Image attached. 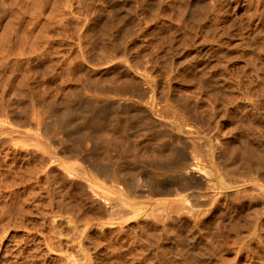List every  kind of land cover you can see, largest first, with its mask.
<instances>
[{"label": "rangeland", "instance_id": "rangeland-1", "mask_svg": "<svg viewBox=\"0 0 264 264\" xmlns=\"http://www.w3.org/2000/svg\"><path fill=\"white\" fill-rule=\"evenodd\" d=\"M173 119L223 189L173 190L144 137ZM226 142L264 148V0H0V264H264V179Z\"/></svg>", "mask_w": 264, "mask_h": 264}, {"label": "bare ground", "instance_id": "bare-ground-1", "mask_svg": "<svg viewBox=\"0 0 264 264\" xmlns=\"http://www.w3.org/2000/svg\"><path fill=\"white\" fill-rule=\"evenodd\" d=\"M123 82H125V81H123ZM131 84H133V83H131ZM119 87V86H118ZM121 88V87H120ZM135 90H137V89H135ZM141 90V89H140ZM142 91V90H141ZM132 92V91H131ZM137 92V91H136ZM144 92V91H143ZM122 93V92H121ZM133 93H134V91H133ZM132 93V94H133ZM138 93V92H137ZM116 94V93H115ZM126 94V93H125ZM128 94V93H127ZM130 94V93H129ZM142 94V93H141ZM112 95V94H111ZM133 95H135V94H133ZM119 96V95H118ZM122 96V95H121ZM124 96H126V95H124ZM130 96H131V94H130ZM130 96H129V98H130ZM136 96V95H135ZM107 97V96H106ZM128 97H116L115 96V98H113L112 97V101H111V104H112V102L113 103H115V105L113 106V107H115L116 105H117V107L118 106H123L124 104L126 105L127 104V106H129L128 104L129 103H131L132 102V104H137L136 102H133V101H131V99H129ZM135 99H137L136 97H134ZM169 99V98H168ZM128 100V101H127ZM132 100H133V98H132ZM171 100H173V102H174V97L172 98L171 97ZM130 101V102H129ZM138 101V100H137ZM107 102H109V101H107ZM128 102V103H127ZM183 102V101H182ZM97 104V103H96ZM110 104V105H111ZM146 104V103H145ZM84 105V104H83ZM93 105V104H92ZM92 105L90 104L89 105V107L91 106L92 107ZM100 105V104H99ZM124 105V106H125ZM69 106L70 105H67V107L64 109V110H61V112L59 113V115H58V117H59V119H58V121H56L57 122V126H54L55 128H56V130L57 129H64L65 131H67L68 133H70V134H72L73 136H75L76 134H78L79 132H78V127L79 126H77L76 125V122H74V120H72L73 119V116L74 115H72V112L70 111V109H73V106L69 109ZM102 106V105H101ZM100 106V107H101ZM83 108L85 109V107L83 106ZM93 108V107H92ZM94 108H95V106H94ZM98 108V107H97ZM96 108V109H97ZM103 108V107H102ZM119 108V107H118ZM61 109V108H60ZM105 109V108H104ZM114 109V108H113ZM124 109V108H123ZM134 109V108H133ZM186 109V108H185ZM53 110V109H52ZM115 110V109H114ZM119 110V109H118ZM120 110H122V107H121V109ZM125 111L126 110H128L127 109V107L124 109ZM85 111V110H84ZM52 112V111H51ZM113 112V111H112ZM118 112V111H117ZM138 112V111H137ZM74 113V112H73ZM88 113V115H89V112H87ZM86 113V114H87ZM91 113V112H90ZM53 114V113H52ZM114 114V113H113ZM129 114V113H128ZM134 115V114H133ZM144 115V114H143ZM154 115V114H153ZM91 116V115H90ZM128 116V115H127ZM137 116V115H136ZM185 116V115H184ZM84 117H86V116H84ZM183 117V116H182ZM79 118V117H78ZM78 118H76L75 117V119H76V121H78ZM80 118H83V117H80ZM79 118V119H80ZM123 118L124 117H122V120H123ZM89 119V118H88ZM90 119H92V118H90ZM96 119V118H95ZM148 119H150V118H148ZM152 119V118H151ZM82 120H84V119H82ZM94 120V119H93ZM140 120V119H139ZM87 121V120H86ZM85 121V122H86ZM82 123H83V121H81ZM79 123V121H78V124H81V126H83L84 124H85V122L82 124V123ZM90 123H91V130H90V132L88 133V135L86 134V136H88L93 142V144L92 145H94V146H97V148H101V152H103L104 154H109V153H106V151H107V149H108V151L107 152H109V150H111V149H109V148H111V147H109L110 145L112 146V144L114 143V145H115V143L116 142H118V141H114L113 140V138H114V135H113V137L110 135V131L111 130H107V129H105L104 127V125H102V123L101 122H99L98 120H96V121H89ZM179 122V121H178ZM175 119H173V123H172V127H171V130H172V134L171 135H169V138H166L165 137V132H163V135H162V133L160 134V130L157 132V131H152L151 130V132L150 133H145L146 135L144 136L146 139L145 140H147V142H148V140H153V141H155L156 143H157V145H158V147H159V151H161L160 153H158V156L161 158V157H166L167 158V160H171L172 161V163H173V170L174 171H172L173 172V174L171 175L172 176V180H173V182H174V188H173V190L176 188V189H178V190H180V191H184V192H182L183 194L185 193V194H189V193H196L197 192V188L199 189V188H203V189H205V190H207V189H210V186H212V184L214 185H216V190H221V189H223L224 188V185H226V184H224V182L223 181H221V180H219V179H217L218 178V176H219V174H218V176H216V178L215 177H213L212 179L209 177V176H207V175H205L204 173H203V171H202V168H201V166L199 165V160H200V158H198V161L196 160L197 158H195L193 155H192V153H194L192 150H189V149H191L190 148V146L189 145H187V144H185V143H182L183 141H182V138L180 137V134L178 133V131H180V128H181V124L180 123H178ZM86 123H88V122H86ZM55 125H56V123H55ZM89 125V124H88ZM183 125H185V124H183ZM187 125V124H186ZM85 126H87V125H85ZM104 126V127H103ZM114 127V126H113ZM119 128L121 127L120 125L118 126ZM119 128H117V129H119ZM123 129V128H122ZM121 129V130H122ZM194 129V128H193ZM59 130V131H60ZM63 130V131H64ZM87 130V129H86ZM188 130V129H187ZM113 131H114V129H113ZM112 131V132H113ZM116 131V130H115ZM120 131V130H119ZM76 132H78V133H76ZM110 132V133H109ZM190 132V131H189ZM76 133V134H75ZM82 133V132H81ZM187 133V132H186ZM195 133V132H194ZM55 134V133H54ZM112 134V133H111ZM115 134H117V133H115ZM167 135H168V133H166ZM183 135V134H182ZM198 135V134H197ZM116 136V135H115ZM191 136V135H190ZM143 139V138H142ZM116 140V139H115ZM144 140V139H143ZM215 140V139H214ZM141 141V140H140ZM185 141V140H184ZM208 141H210V139L208 140ZM145 142V141H144ZM150 142V141H149ZM180 143H181V145H180ZM190 143V142H189ZM211 143V142H210ZM227 143H229V142H226L225 143V145H224V148L225 149H227V151L229 152V154L232 156V157H234V158H238V160L240 159L241 160V162L240 163H244V166L248 169V170H254V169H258L257 170V173H258V171L260 170V173H261V177L264 179V170L263 169H261L262 168V166H261V168H259V165H260V163L262 162V161H264V151H263V149L264 148H259V149H256V145L254 146L255 147V149L253 148V146L252 147H248V145L246 146H243V147H241V148H239L240 146H238V148H234V147H232L231 146V148H228V144ZM229 144H231V143H229ZM236 144V143H235ZM232 145V144H231ZM258 145V144H257ZM260 145V144H259ZM93 146V147H94ZM189 146V147H188ZM236 146V145H235ZM261 146V145H260ZM263 146V145H262ZM113 147V146H112ZM237 147V146H236ZM264 147V146H263ZM96 148V149H97ZM103 148V149H102ZM129 148V147H128ZM212 149H213V147H211ZM210 149V148H209ZM98 150V149H97ZM133 150V149H132ZM158 150H157V152H158ZM214 150V149H213ZM222 151H223V149H221ZM192 151V152H191ZM195 151V150H194ZM100 152V153H101ZM197 152V151H196ZM214 152V151H213ZM102 153V154H103ZM138 153V152H137ZM224 153H226L225 152V150H224ZM156 154V153H155ZM155 154H154V156H155ZM195 154V153H194ZM197 154V153H196ZM195 154V156H197ZM102 156V155H101ZM103 156H106V155H103ZM157 156V155H156ZM158 157V158H159ZM197 157H199V156H197ZM211 157V156H210ZM99 158V157H98ZM105 158H107V157H105ZM109 158V157H108ZM107 158V159H108ZM159 158V159H160ZM166 158H164V159H166ZM106 159V160H107ZM207 159V158H206ZM152 160H153V158H152ZM156 160H157V158H156ZM166 160V161H167ZM209 160V159H208ZM211 160V159H210ZM239 160V161H240ZM162 161V160H161ZM160 160H159V162H161ZM171 161H169V162H171ZM168 162V161H167ZM210 163H212V162H210ZM212 165V164H211ZM171 169V168H170ZM241 171V170H240ZM254 172H256L255 170H254ZM170 174V173H169ZM207 174V173H206ZM214 174V173H213ZM213 174H211V175H213ZM256 174V173H255ZM209 175V174H208ZM257 177V176H256ZM155 178V177H154ZM163 178H165V177H163ZM262 178H261V180H262ZM158 179V178H157ZM215 179V180H214ZM220 179H221V177H220ZM212 180H214L213 182H212ZM157 181V180H156ZM167 181V180H166ZM170 181V180H169ZM161 184H162V182H160ZM166 183V182H165ZM194 183H196V185H198V187L194 184ZM212 183V184H211ZM115 184V183H114ZM157 184V183H156ZM169 184V183H168ZM159 186H160V184H158ZM164 186V185H163ZM229 186V185H228ZM161 188H163V187H161ZM215 188V187H214ZM175 189V190H176ZM165 190H167L168 192H170V193H172V190H170L169 188H166ZM226 190V189H225ZM162 191V190H161ZM214 191V190H213ZM157 192H158V190H157ZM165 192V191H164ZM175 192V191H174ZM173 192V193H174ZM223 192V191H222ZM163 193V192H162ZM165 193H167V192H165ZM164 193V194H165ZM178 194H180V193H178ZM182 194V195H183ZM218 194V192L216 193V195ZM219 195H220V193H219ZM235 196V195H234ZM233 196V197H234ZM243 198V197H242ZM216 199V198H215ZM231 199H233V198H231ZM239 207V206H238ZM248 210V209H247ZM250 210V209H249ZM252 210V209H251ZM252 212V211H251ZM244 214V213H243ZM252 214H253V212H252ZM172 223V222H171Z\"/></svg>", "mask_w": 264, "mask_h": 264}]
</instances>
